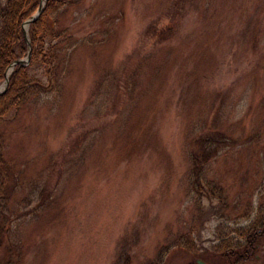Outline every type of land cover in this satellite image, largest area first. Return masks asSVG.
<instances>
[{
    "label": "rangeland",
    "instance_id": "374dc122",
    "mask_svg": "<svg viewBox=\"0 0 264 264\" xmlns=\"http://www.w3.org/2000/svg\"><path fill=\"white\" fill-rule=\"evenodd\" d=\"M64 9L59 67L49 79L42 57L33 63L47 88L0 127L21 215L1 263L150 264L169 249L183 264L243 241L264 216V0ZM210 137L218 150L197 191L191 155Z\"/></svg>",
    "mask_w": 264,
    "mask_h": 264
},
{
    "label": "trees",
    "instance_id": "16d2710c",
    "mask_svg": "<svg viewBox=\"0 0 264 264\" xmlns=\"http://www.w3.org/2000/svg\"><path fill=\"white\" fill-rule=\"evenodd\" d=\"M78 0H46L39 17L26 28L30 44V62L27 65H14L8 79L6 91L0 95V127L5 116L12 109L18 110L31 98L45 90L40 80L31 78L29 71L34 62L42 57L46 65L47 78L50 79L59 67V55H63V47L69 43L67 29L58 25L59 18L69 5ZM41 4V0H4L0 1V85L6 80V73L16 61L27 57L29 48L25 41L23 24L29 20ZM55 17L53 18V15ZM58 26V29H56ZM153 36L160 38L163 34L157 27H151ZM54 41V44H50ZM48 44V49L44 46ZM56 64L58 65L56 67ZM61 63V62H60ZM44 94L48 92L44 91ZM218 137H210L204 141L198 139L195 143L192 164L193 187H201V177L205 166L218 150ZM19 186V178L15 170L3 158L2 138L0 136V264L3 256L9 250L8 235L12 224L20 218V214L11 207L12 198ZM212 195H216L212 192ZM45 191L41 192V201ZM40 201V203H41ZM39 203V204H40ZM38 204V205H39ZM36 207L31 208V212ZM243 241L225 243L211 255L208 251L200 254L188 253L183 264H198L199 261L207 264L211 260L214 264H260L257 257L264 248V216L254 221L246 230L239 234ZM181 251L180 248L176 252ZM175 252L167 249L157 255L155 262L150 264H170L169 258ZM169 255L165 260V257ZM260 257V256H259ZM264 258V257H263ZM117 264H130L129 257H120Z\"/></svg>",
    "mask_w": 264,
    "mask_h": 264
},
{
    "label": "water",
    "instance_id": "95a60500",
    "mask_svg": "<svg viewBox=\"0 0 264 264\" xmlns=\"http://www.w3.org/2000/svg\"><path fill=\"white\" fill-rule=\"evenodd\" d=\"M41 2L42 3L39 5V7L37 9V12L29 20H27L23 24L24 28H26L31 22L35 21L39 17V15L41 14V12H42V10L44 8L43 6H44L45 0H41ZM24 36H25V41H26V43L28 45V48H29L27 57H26V59L16 61L13 65L10 66V68H12L14 65H22V66H24V65H27L28 62H29V59H30V44H29V41H28L27 34H26L25 30H24ZM9 72H10V70L6 73V80L4 82V86H3L2 90H0V95H2L5 92L6 88H7L9 74H10Z\"/></svg>",
    "mask_w": 264,
    "mask_h": 264
}]
</instances>
